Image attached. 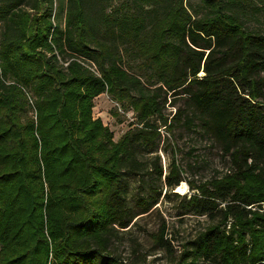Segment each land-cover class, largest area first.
I'll list each match as a JSON object with an SVG mask.
<instances>
[{
    "label": "trees",
    "instance_id": "trees-1",
    "mask_svg": "<svg viewBox=\"0 0 264 264\" xmlns=\"http://www.w3.org/2000/svg\"><path fill=\"white\" fill-rule=\"evenodd\" d=\"M243 1L201 0L207 12L195 16L185 0H134L126 19L107 17L151 71L149 89L96 40L87 0H67L64 28L54 0H0V264H127L110 250L139 215L123 177L140 176L137 147L156 151L157 116L169 131L197 119L233 164L190 182L201 194L187 213L211 222L174 264H264V34L245 28ZM103 94L143 126L115 141L93 116ZM179 99L191 116H165ZM182 174L173 163L167 185ZM138 201L144 214L156 199ZM152 238L174 253L165 226Z\"/></svg>",
    "mask_w": 264,
    "mask_h": 264
},
{
    "label": "rangeland",
    "instance_id": "rangeland-1",
    "mask_svg": "<svg viewBox=\"0 0 264 264\" xmlns=\"http://www.w3.org/2000/svg\"><path fill=\"white\" fill-rule=\"evenodd\" d=\"M185 1L195 16H202L207 12L201 0ZM54 2L55 10L57 8L59 12L58 21L64 28L68 2L67 0H54ZM84 6L96 40L111 47L115 61L122 64L130 73L140 77L151 89L154 83L151 71L138 59L136 50L123 42L114 27L112 28V25L106 21L107 17L119 21L132 15L136 9L134 0H87ZM263 7L264 0L243 1V7L239 10L243 14L242 20L247 30L264 34V11H254V8ZM242 8L245 10L242 11ZM61 59L63 60V57ZM204 74L201 72L200 76ZM94 102V118L101 119L104 125L109 127L114 133L115 141L143 126L136 121L135 114L129 105L117 103L108 94L99 96ZM170 103L171 101L168 105ZM176 108L186 109L190 116L193 113L192 109L186 106L185 100L179 99L175 107L172 104L165 107V116H170L171 119L176 113ZM184 121L185 118L181 125L169 131L160 116L150 120V124L156 125L161 132L157 142L158 147L153 153L145 147H137L136 157L143 164L140 176L126 172L123 177L129 206L134 210V214L139 215L134 217L126 229H117L118 231L111 239L110 250L127 264H174L185 246L195 240L196 236L211 222L207 216L199 217L187 213L185 200L189 201L192 195L201 194V189H191L190 182L197 187H202L205 183L233 169L231 157L226 156L212 137L198 127L197 119H195L196 125L192 128L186 127L183 124ZM173 163L183 171L182 177L186 180L183 183L187 186L185 192L179 190L183 183L175 189L166 183ZM156 166L162 167L163 176L156 172ZM148 197L151 201L156 199V202L151 211L141 214L143 208L138 204V200ZM163 226L166 227V238L171 240L173 246L172 255L158 247L152 238L153 234H156Z\"/></svg>",
    "mask_w": 264,
    "mask_h": 264
},
{
    "label": "bare ground",
    "instance_id": "bare-ground-1",
    "mask_svg": "<svg viewBox=\"0 0 264 264\" xmlns=\"http://www.w3.org/2000/svg\"><path fill=\"white\" fill-rule=\"evenodd\" d=\"M179 190H180V192H185L186 190H187V186H186V184H182L180 187H179Z\"/></svg>",
    "mask_w": 264,
    "mask_h": 264
}]
</instances>
